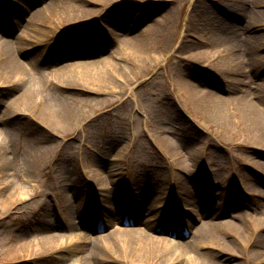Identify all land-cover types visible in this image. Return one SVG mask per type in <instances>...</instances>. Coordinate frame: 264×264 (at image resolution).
Listing matches in <instances>:
<instances>
[{"label":"bare ground","instance_id":"6f19581e","mask_svg":"<svg viewBox=\"0 0 264 264\" xmlns=\"http://www.w3.org/2000/svg\"><path fill=\"white\" fill-rule=\"evenodd\" d=\"M184 1L50 0L38 9L27 11L28 20L23 25L26 32H32L33 35L34 33L47 34L48 38L60 43H57L58 46L63 45L70 48L73 47L75 40L58 39V29L63 28L65 29L63 32L66 33L69 31L68 27L79 28L98 22L94 27V34H88L89 40L98 38L99 34H101V38L117 39L122 34L125 35L123 48L118 49L109 58L91 60L88 63L76 62L72 66L60 70L62 73L55 72V74L58 73L55 81L65 83L66 86L78 87L82 90H85L84 87L100 86L108 88L104 90L108 91L106 95L124 94V92L133 90L134 86L146 82L142 76L152 75L160 61L155 55L156 51L166 48L174 52L169 54V57H173L170 65V69H173L171 70V80L167 82L172 85V90H166L159 95L162 103L159 116L170 121L171 115H173V110L170 108L171 102L180 108L192 105L205 118L214 119L231 129L233 127L231 116L237 115L240 118V126L248 129L247 137L250 139L248 140L250 145L242 147L241 150L244 154H241L238 159L242 161V166H249L256 170L258 178L264 183V77H262L264 54H259L261 48H264V0H217L220 4L217 5L220 6L221 16L211 8L208 3L210 0H193L195 5L192 15H190L180 46L175 51L171 49L174 42L167 46L175 19L172 9L159 17H154L152 21L154 23L150 25L146 23L142 27L134 19L140 14L128 13L127 16L125 13L118 14V10L124 8L130 10L135 8L138 3L143 6L144 11L150 10L149 12L154 14L155 10L153 9H157L159 6L177 3L185 5ZM225 7L228 8L225 9ZM24 11L26 10L24 9ZM205 14L208 16L205 17ZM1 16L0 18H2ZM105 17L108 24H111L113 17L120 18V20L130 17L132 26L126 22L128 28L122 30V33L117 30L111 31L107 25L105 26L106 22H102ZM235 21L241 24L239 29L235 27ZM20 37L7 39L0 35V79L17 78L18 81H22L27 71L36 67L33 59L25 64L18 57L25 43L24 38ZM118 57L123 63L115 62ZM196 68L206 69L210 76L214 75L222 80L226 96L219 95L221 89L217 91L215 88L211 89L204 82L191 79V73L196 72L194 70ZM156 74L158 76V73ZM259 79L261 81L256 82ZM40 81L41 85L46 82L43 77H40ZM253 82H256L258 86L255 91L244 90L243 93H240L233 90L237 89L236 84H243L242 86L246 84L251 89ZM166 88L169 89V86L166 85ZM22 95L30 100L31 104L35 102L37 104V101L42 102L45 110L51 107L46 112V116L53 121L72 118L65 107L57 102L58 100L48 99L46 90L42 86L37 89L28 88L23 91ZM135 106L138 107L137 104ZM141 126L142 121L137 116L135 128L133 126V136L140 133ZM157 142V151L163 153L166 159L163 162L166 167L165 174L152 172L149 179L146 175L152 166L150 163L134 165L136 168L131 171L127 163L118 162V159L113 157L118 156L119 153L110 155L106 162L93 161L89 166L78 171L81 181L87 184L92 183L94 189L100 188L106 191L104 195L106 199L102 198L103 210L95 211V216L103 219L102 214L105 210L107 218L104 222H97V219L95 220L93 217V211L89 213L87 211L83 215V211H81L83 207L81 210L79 209L82 201L80 198L75 203L66 201L65 225L83 224L92 230L102 226L107 235L97 236L99 239L95 237L97 239L95 247L91 249L90 246L82 250L72 264H107L105 259L108 257H105L103 247L109 243L116 248V251H119L118 255H113L114 260L110 258L114 264L121 263V261L123 264H264V211L256 212V209L250 208L249 212L243 210L242 205L227 204L225 201L217 206L209 201L212 195H208L197 185V181L193 183L196 190H190L192 182L188 180L185 173L190 167H203L204 157L209 154L208 147L200 145L194 149L176 147L171 140L163 138ZM253 142H258V144H253L256 145L253 146ZM129 147L130 145L126 146L127 151H129ZM236 148L241 147L236 146ZM124 152L126 151L124 150ZM4 165L8 166L9 164L5 163ZM5 173L8 178L6 175H3L2 178L8 182L10 173L9 171ZM159 176L160 178H158ZM167 179L171 183L172 190L174 188L177 193V199L173 203V200L167 196L165 204L170 208H175L178 205L182 208L184 205L195 207L197 214L194 216L196 218L194 220L201 222L203 227L192 230V235L187 240L179 242L158 235L157 220H161L163 214L157 211L158 205L153 200L145 197L142 201L144 204H148L147 214L156 213L159 218L142 221V226H138L140 220L136 219L134 225L138 227H130L126 231H121L124 226V218L116 217V214H125L126 206L123 207L121 201L110 200V198H114L117 190L122 191L119 182H124L122 187L124 185L131 190L135 189L139 182L148 183L147 185H152L154 191L161 195L159 197L161 199L164 194L162 180L167 181ZM153 182L158 186L155 187ZM117 184L119 189L112 190ZM22 187L21 185L19 188ZM31 198L33 199V197ZM189 209L184 208V210ZM54 210L56 211V209ZM33 213L36 214L38 220L48 218L54 213L51 202L45 199V196L37 200L34 199ZM225 214L230 215V220H218ZM208 217L211 218V221L204 222ZM191 218L193 219V217ZM92 219L96 223L92 222ZM113 220L116 222L115 225H111ZM178 222L173 223L176 233L167 228L162 230L167 234L179 236L180 222ZM92 235L94 236V234ZM180 236L185 235L181 234ZM76 238L77 236L73 232H70L68 236L55 234L51 231L44 235L41 232L36 241L25 242L21 239L18 243L12 244L9 251L12 253V255L10 254L12 259L14 257L24 258L27 254L35 255L39 259L54 251L65 248L67 250L68 247L73 246H70L68 242H72ZM91 238L88 234L80 233L79 242L84 244L92 241Z\"/></svg>","mask_w":264,"mask_h":264},{"label":"rangeland","instance_id":"374dc122","mask_svg":"<svg viewBox=\"0 0 264 264\" xmlns=\"http://www.w3.org/2000/svg\"><path fill=\"white\" fill-rule=\"evenodd\" d=\"M3 1L7 3V6L3 5ZM48 1L50 0H0V15L7 14L6 16L11 19L8 21L0 18V35L7 39H18L22 36L25 43L18 57L25 64L33 59L36 65L33 70L27 71L22 81H18L17 78L0 79V264H72L82 250L90 246L91 249L94 248L97 243L95 237L107 235L102 226L92 230L83 224L67 226L64 222L66 201L75 203L81 198L79 209L83 207L82 214L93 211L94 219H97L96 209H102V198L106 191L100 188L94 189L92 183L87 184L81 181L78 171L89 166L93 161L106 162L110 155L119 153L118 156L113 157L117 158L118 162L127 163L131 171L136 168L134 165L150 163L152 166L146 175L149 179L152 172L165 174L166 167L163 162L166 159L164 154L156 149L157 141H161L162 138L171 140L176 147L191 149L199 145L208 147L209 154L204 157L203 167H190L185 173L188 180L192 182L190 190H196L193 183L197 181V185L208 195H212L209 201L217 206L225 201L227 204L242 205L243 210L249 212L250 208L256 209V212L264 211V183L258 178L256 170L249 166H242V161L238 159L241 154H244L242 147L250 145L248 144L250 139L247 137L248 129L240 126V118L237 115L231 116L233 125L231 129L214 119L205 118L192 105L180 108L171 102L170 108L173 110V115L170 121L159 116V111L162 109L159 95L166 90H172V85L167 82L171 80L173 69H170L173 57H169V54L174 52L166 48L156 51L155 55L160 59L158 67L152 75L142 76L146 82L134 86L133 90L124 92V94L106 95L108 91L104 90L108 88L90 86L82 90L55 81L60 70L76 62L88 63L91 60L109 58L118 49L123 48L122 44L126 36H118V39L105 37L100 42L95 41L90 45L83 44L71 49H63V45L58 46L60 43L48 38L47 34L34 33L33 35L32 32H26L23 24L28 20L27 11L38 9ZM184 3L186 4L159 6L153 9L154 14L149 12L150 10L144 11L139 3L135 8L130 10L124 8L118 12L140 14L134 19L142 27L146 23H149L148 25L154 23L152 22L154 17H159L172 9L175 19L167 46L174 42L171 49L175 51L180 46L195 5L193 0H185ZM208 3L221 16L220 6H218L220 4L217 0H210ZM207 16L205 14V17ZM129 19L132 26V19L130 17ZM108 27L111 31L119 29L111 24ZM235 27L239 29L241 24L235 21ZM68 28L69 31L66 33L63 32L65 29H58V39L77 38L82 41L87 38L88 28L74 26ZM190 38L193 40L192 37ZM90 46L92 49L85 53L83 50L90 49ZM261 49L259 54L263 55L264 48ZM115 62L123 63L119 57L115 59ZM262 65L264 66V60ZM194 70L196 72L191 73V79L204 82L211 89L215 88L217 91L221 89L219 95L226 96L222 80L214 75L210 76L206 69L196 68ZM55 72L58 73L55 74ZM40 77L45 78V84L41 85ZM259 81L261 80L256 82ZM256 82H253L251 89L246 84L244 86L236 84L237 89L233 90L240 93L244 90L255 91L258 88ZM41 86L46 90L48 99H56L65 107L72 115L71 119L53 121L46 116V112L51 107L45 110L42 102L37 101V104L36 102L31 104L30 100L22 95L23 91L28 88L37 89ZM136 104L138 107L135 106ZM137 116L142 121V126L140 133L133 136V126L135 128ZM256 143L258 144V142H253L252 145ZM129 145V151H127L126 146ZM236 146L241 148H236ZM6 160L8 162H5ZM5 163L9 165L5 166ZM6 171L10 173L8 182L2 178L3 175L8 178ZM119 183L122 191L117 190L119 189L117 184L112 190L118 192L110 200L121 201L123 207L126 206L125 214H116V217L124 218L121 231H126L130 227L142 226V221L159 218L156 213L147 214L148 204L142 201L145 197L153 200L158 205L157 211L163 214L162 219L157 220L158 235L179 242L187 240L192 235V230L203 227L201 222L190 218L197 214L195 207L184 205V208H190L184 210L180 205L170 208L165 204L167 196L173 200V203L177 199V193L174 188L172 190L168 179L167 181L162 180L164 194L161 199H159L161 195L154 191L152 185H147L148 183L139 182L133 190L124 185L122 187L124 182ZM152 184H155V187L158 186L154 182ZM21 185L23 187L19 188ZM44 196L51 202L54 213L44 220H38L36 214L33 213V202L34 199L44 198ZM102 215L105 221L107 218L105 210ZM94 219L92 222L96 223ZM136 219L141 221L138 226L134 225ZM178 220L181 223L183 221V225L178 226L179 236L167 234L162 230L167 228L176 233L173 223ZM218 220H230V215H222ZM113 221L111 225H115L116 222ZM209 221L211 218L208 217L204 222ZM188 227L190 228L187 229ZM50 231L63 236H68L70 232H73L77 238L68 242L70 246H73L68 247L67 250L65 248L54 251L39 259L30 254L24 258H11L12 253L9 248L12 244L18 243L21 239L25 242L36 241L41 232L45 235ZM80 233L88 234L92 237V241L81 244L79 242ZM181 234H184L183 237L186 238L181 237ZM108 245L103 247L105 257H108L105 262L114 264L110 258L114 260L113 255H118L119 251H116L110 243ZM116 263L121 264L122 261Z\"/></svg>","mask_w":264,"mask_h":264}]
</instances>
